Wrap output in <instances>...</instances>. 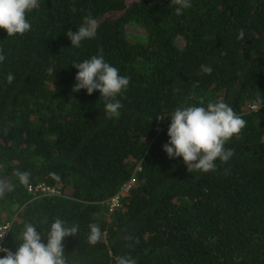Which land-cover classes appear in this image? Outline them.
<instances>
[{
    "label": "trees",
    "instance_id": "1",
    "mask_svg": "<svg viewBox=\"0 0 264 264\" xmlns=\"http://www.w3.org/2000/svg\"><path fill=\"white\" fill-rule=\"evenodd\" d=\"M190 2L177 15L171 0H38L28 32L0 29V180L14 189L0 197V247L15 252L27 223L46 244L59 218L79 225L66 264H264V0ZM89 14L96 36L71 46L65 33ZM94 55L129 78L118 118L98 90L72 91V64ZM221 101L246 121L225 143L234 155L189 173L163 150L168 115ZM90 224L102 233L94 245Z\"/></svg>",
    "mask_w": 264,
    "mask_h": 264
},
{
    "label": "clouds",
    "instance_id": "2",
    "mask_svg": "<svg viewBox=\"0 0 264 264\" xmlns=\"http://www.w3.org/2000/svg\"><path fill=\"white\" fill-rule=\"evenodd\" d=\"M171 5L176 6L177 15H182L184 9L192 6L190 0H171ZM37 7L38 0H0V29H4L8 37L25 34L31 29L26 14ZM97 28V21L89 14L83 18V23L76 32L69 30L65 34L70 39L71 46L80 47L83 40L96 36ZM237 38L241 40L244 38V29L238 31ZM5 58L0 54V62ZM72 66L78 70L72 91L86 89L87 94L91 95L94 90H98L100 97H103L106 116L118 118L123 105L115 98L127 88L129 78L121 76L117 68L105 62L103 55H94L90 59L73 63ZM201 71L210 75L213 69L208 65H201ZM47 72L53 75L54 69L49 67ZM13 80L14 76L9 73L7 82L11 84ZM247 112L248 106L247 111L243 113ZM168 116L171 117L167 131L170 139L163 145V150L169 158L182 157L189 173L214 171L217 159L222 164L227 163L234 155V150L225 149V143L246 126V121L238 116L230 105L222 101L209 102L207 107H179ZM15 175L21 184H28V172L17 171ZM131 185L130 181L122 187L121 196L123 194L127 196ZM125 186L129 188L124 191ZM13 190L11 184L0 180V197ZM89 229L88 241L94 245L101 240V229L97 224H90ZM78 230L79 225L67 226L64 221L57 218L50 226L45 244L37 228L32 223H27L19 237L22 243L18 244L15 252L0 247V252L5 253L0 258V264H66L64 241L67 237L76 236ZM4 235L5 233L0 235V240ZM115 264H137V261L131 256H118Z\"/></svg>",
    "mask_w": 264,
    "mask_h": 264
},
{
    "label": "built area",
    "instance_id": "3",
    "mask_svg": "<svg viewBox=\"0 0 264 264\" xmlns=\"http://www.w3.org/2000/svg\"><path fill=\"white\" fill-rule=\"evenodd\" d=\"M128 188H129V186H125L124 191L127 190ZM27 189H28V191H32V190H36V187L28 186ZM41 190H45V189L43 187H41ZM120 195H122V193H120ZM110 202H111V207H115L117 205V203H118L117 197H113ZM5 231H6L5 228H0V235H3L5 233ZM4 237H5V235H4ZM4 237H3L2 240H0V246H1V243L3 242V240H4Z\"/></svg>",
    "mask_w": 264,
    "mask_h": 264
},
{
    "label": "rangeland",
    "instance_id": "4",
    "mask_svg": "<svg viewBox=\"0 0 264 264\" xmlns=\"http://www.w3.org/2000/svg\"><path fill=\"white\" fill-rule=\"evenodd\" d=\"M126 31L130 34H133V35H138V36L143 35V30H141V29H132L131 27H127ZM246 110H247V108H246ZM123 196H124V194H123Z\"/></svg>",
    "mask_w": 264,
    "mask_h": 264
}]
</instances>
